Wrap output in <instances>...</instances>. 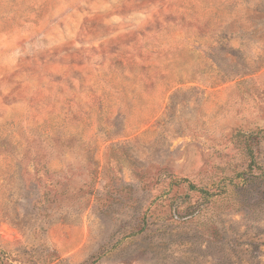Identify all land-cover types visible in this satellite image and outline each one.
<instances>
[{"label":"rangeland","instance_id":"obj_1","mask_svg":"<svg viewBox=\"0 0 264 264\" xmlns=\"http://www.w3.org/2000/svg\"><path fill=\"white\" fill-rule=\"evenodd\" d=\"M263 172L264 0H0V264H264Z\"/></svg>","mask_w":264,"mask_h":264},{"label":"trees","instance_id":"obj_2","mask_svg":"<svg viewBox=\"0 0 264 264\" xmlns=\"http://www.w3.org/2000/svg\"><path fill=\"white\" fill-rule=\"evenodd\" d=\"M174 183H176L177 185H180V184H184L185 183V184H187L190 187V189H192V190H198L199 192H201L204 198L205 197H208L209 198L211 196L218 195V193H210L205 188H201V187L199 188V187H197L196 185H194L188 179H185V178L184 179H176V180H174ZM53 264H56V263H53Z\"/></svg>","mask_w":264,"mask_h":264}]
</instances>
